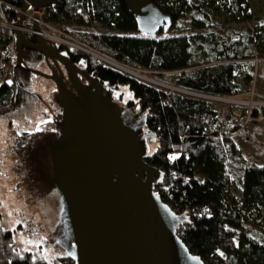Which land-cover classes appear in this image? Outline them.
<instances>
[{
  "label": "trees",
  "instance_id": "obj_1",
  "mask_svg": "<svg viewBox=\"0 0 264 264\" xmlns=\"http://www.w3.org/2000/svg\"><path fill=\"white\" fill-rule=\"evenodd\" d=\"M24 8V0H3ZM170 15L172 25L156 36L141 34L134 15L122 0H57L45 19L103 55L125 65L149 69L179 88L211 96L246 94L254 80V59L264 60V18L230 37L216 28L229 20L254 17L249 0H154ZM264 4V1H263ZM17 21L20 13L0 7ZM94 23L108 29H94ZM179 28V29H178ZM32 41L34 36L27 35ZM10 33L0 30V73ZM89 71L102 80L125 87L146 115L156 143L149 161L163 171L155 189L179 215L178 234L206 264H264V163L247 157L227 124L238 114L261 122L264 108L218 107V102L141 81L88 53L72 50ZM42 54L23 49L22 64L38 67ZM33 73L17 67L0 83V118L10 125L38 99L31 91ZM238 109V110H237ZM238 111V112H237ZM230 163L242 167L238 198L225 179ZM257 217H261L257 220ZM0 264H47L30 251L21 252L12 231L0 223ZM73 264V261L70 262Z\"/></svg>",
  "mask_w": 264,
  "mask_h": 264
},
{
  "label": "water",
  "instance_id": "obj_2",
  "mask_svg": "<svg viewBox=\"0 0 264 264\" xmlns=\"http://www.w3.org/2000/svg\"><path fill=\"white\" fill-rule=\"evenodd\" d=\"M24 1L39 10L57 0ZM122 1L143 35L154 37L172 25L170 15L154 0ZM24 18L21 14L14 23L15 69L51 77L22 64L23 49L37 51L46 59L61 58L40 35L35 43L28 39L20 28ZM61 60L71 70L77 69L68 58ZM57 85L64 98L67 129L75 131L88 148L70 164L63 156L61 171L52 178L55 193L39 194L52 229L59 233L54 234L57 244L74 264H206L178 234L177 225L186 214L174 211L155 189L163 171L145 160L147 155L140 149L135 128L120 127L112 121L98 95L91 101L94 125L85 124L80 116L74 119L58 81Z\"/></svg>",
  "mask_w": 264,
  "mask_h": 264
},
{
  "label": "flooded vegetation",
  "instance_id": "obj_3",
  "mask_svg": "<svg viewBox=\"0 0 264 264\" xmlns=\"http://www.w3.org/2000/svg\"><path fill=\"white\" fill-rule=\"evenodd\" d=\"M31 42L35 43L36 37ZM49 45L58 51L61 58H68L77 69L71 70L59 56L46 59L42 54L39 65L42 66L36 68L51 76L40 77L48 79L53 84L54 90L48 93L50 101L47 103L46 113L44 112L46 118L42 128L32 130L30 125H20V123L11 125L13 134L10 152L15 157L13 165L21 175L17 186L23 185L36 191L38 196L41 193H55L52 178L55 173L61 171L59 165L63 163V156L68 159L66 164H70L88 152L84 140L75 131L67 129L68 126L63 119L64 98L60 95L57 81L66 95L74 119L80 116L85 124L94 125L95 116L91 101L95 95H98L112 121L120 127L135 128L140 149L147 155L145 160L151 164L149 138H152V133L146 126V115L142 112L140 103L132 97L124 98L125 87L102 80L95 72L89 71L82 58L71 53L72 50L77 49H68L51 43ZM31 91L34 92L32 89ZM50 232L59 234L54 228H51ZM72 261L74 264V260L66 251H58L51 264H70Z\"/></svg>",
  "mask_w": 264,
  "mask_h": 264
},
{
  "label": "rangeland",
  "instance_id": "obj_4",
  "mask_svg": "<svg viewBox=\"0 0 264 264\" xmlns=\"http://www.w3.org/2000/svg\"><path fill=\"white\" fill-rule=\"evenodd\" d=\"M263 1L264 0H249L251 11L254 14L251 20L225 21L224 24L216 28L217 32L220 36L225 35L229 38L233 30H248V28L253 27L261 18H264ZM3 6L4 5H2V7ZM49 24L65 30L70 36H72L70 33L71 30L78 28L74 25H69L64 29L53 23ZM93 26L96 30L102 32L108 31L107 28L101 26L99 23H94ZM79 42L84 44L81 41ZM77 50L82 51L80 48ZM96 54H98V52H96ZM253 62L255 69L254 80L250 90L244 95L243 93H239L227 97H211V95L183 88H179L180 90L177 91L216 100L218 102V107H229L234 105L236 107L245 106L251 109H262L264 108V60L256 57ZM39 65L40 63L38 67L41 68L42 65ZM151 76H154L153 72ZM31 89L39 95L37 101L30 109L28 108L25 115H21L20 118L14 119L11 125L15 126L20 123V125H30L32 130H36L43 126L44 118H46L44 112L46 113L45 109L47 103L50 101L48 93L54 90V86L48 79L34 75L31 77ZM123 96L127 99L131 98L130 92L124 88ZM260 122V117L255 119L253 117L235 114L228 119L227 124L230 128L236 124L242 127L238 132L234 133L237 142L245 150L247 157L255 162L264 163V128L262 127L261 130L254 129ZM11 125L5 117L0 118V223L12 231L13 239L21 252L30 251L33 253L34 257L45 259L46 262L50 264L57 256L58 251L64 252L65 250L57 244L54 234L50 232L52 225L40 195L38 196L36 191L30 190L23 185H20V187L17 186L18 181L21 179V175L16 171L13 165L15 157L13 156L14 154L10 152L13 134V126ZM149 141V147L152 151L156 143L150 138ZM241 171L242 167L238 163H230L225 172V179L228 186L238 198L241 197L239 188ZM260 211L261 216H263L264 207H261ZM260 218L261 217H257V220ZM26 223L28 225H26Z\"/></svg>",
  "mask_w": 264,
  "mask_h": 264
},
{
  "label": "built area",
  "instance_id": "obj_5",
  "mask_svg": "<svg viewBox=\"0 0 264 264\" xmlns=\"http://www.w3.org/2000/svg\"><path fill=\"white\" fill-rule=\"evenodd\" d=\"M2 5L14 9L17 13H20V15H25L23 24L20 28L26 35L30 34L34 37L40 35L48 43L64 46L68 49L80 48L82 51L87 50L92 56L99 58L98 60L102 61L105 65L115 67L118 70L123 71L141 81L170 88L171 90H180L179 87L174 84L165 83L157 79L155 76H151L152 72L149 69L140 66L125 65L121 62H118L103 55L100 52L99 53L102 56H97L93 54L91 51H89V49L97 51L96 49L87 46L85 43H80L76 38L70 36V34L67 33L65 30L59 29L49 24L50 22L45 19L47 7L35 10L34 7L27 2L25 8L18 9L17 7L10 5L4 2L3 0H0V7H2ZM14 23L15 22L10 20V17L8 15L2 13V16L0 18V30L10 33L11 38L6 48L2 52L4 56V62L1 63L4 68L0 73V83L6 75H9L11 72L14 71V67L17 62V46L13 33V29L16 27V25ZM177 232H180V229H177Z\"/></svg>",
  "mask_w": 264,
  "mask_h": 264
},
{
  "label": "bare ground",
  "instance_id": "obj_6",
  "mask_svg": "<svg viewBox=\"0 0 264 264\" xmlns=\"http://www.w3.org/2000/svg\"><path fill=\"white\" fill-rule=\"evenodd\" d=\"M89 51H91L93 54H95V55H97V56H100V55H98V54H100L99 52H98V54H96V52L97 51H95V50H93V49H89ZM91 55V54H90ZM193 96V95H192ZM214 96V95H213ZM212 97V96H211ZM215 97V96H214ZM200 98V97H199ZM207 99V98H206ZM208 100V99H207Z\"/></svg>",
  "mask_w": 264,
  "mask_h": 264
}]
</instances>
